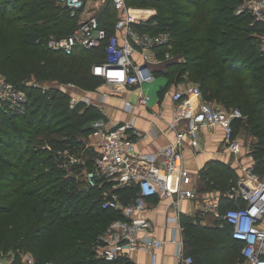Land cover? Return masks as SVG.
Here are the masks:
<instances>
[{"label": "trees", "instance_id": "trees-1", "mask_svg": "<svg viewBox=\"0 0 264 264\" xmlns=\"http://www.w3.org/2000/svg\"><path fill=\"white\" fill-rule=\"evenodd\" d=\"M247 0H126L135 8L154 9L149 22H137L141 33L170 32L173 58L153 66L171 88L197 86L202 100L218 109H240L243 118L234 121L236 135L251 137L248 156L253 170L264 172V23L249 13L237 16ZM79 15V13L77 14ZM56 4V0H0V27L9 32L0 41V74L20 87L35 78L73 83L83 90L98 91L101 78L92 66L107 60L104 48H78L71 54L49 50V36L64 37L78 26L79 16ZM120 15L108 3L98 15L108 35L115 34ZM25 50V51H24ZM169 51L159 50V55ZM23 60H19L20 58ZM8 74V75H6ZM30 105L25 115L9 116L0 111V244L21 264L31 253L37 264H132L123 258L109 262L96 250L99 235L121 218L114 210H103L100 190H86L83 183L56 161L58 151L76 153L84 140L105 121L95 106L69 105L70 97L55 90L51 99L40 90L29 89ZM49 146L51 150L45 148ZM240 173L214 163L203 173L210 189L224 195L237 185ZM128 203L135 189L118 191ZM224 213L233 204L222 197ZM188 244L202 247L195 264H239L240 252L233 248L231 229L205 227L185 220ZM241 248V246H240ZM228 250H233L232 255Z\"/></svg>", "mask_w": 264, "mask_h": 264}, {"label": "built area", "instance_id": "built-area-1", "mask_svg": "<svg viewBox=\"0 0 264 264\" xmlns=\"http://www.w3.org/2000/svg\"><path fill=\"white\" fill-rule=\"evenodd\" d=\"M56 3L72 16L78 13H88V16L69 35L49 36L46 47L66 54L78 48L87 51L104 48L107 60L94 64L91 69L92 75L101 78L103 84L98 91H88L73 83L41 85L29 79L20 87L0 77V111L9 116L25 115L30 105L29 89L40 90L49 99L55 90L70 97L71 109L83 104L95 106L102 113L109 98L121 97L118 91L138 90L136 101L125 100L123 110L132 112L149 107L151 96L144 87L157 78L153 66L173 58L170 32H139L134 25L145 23L148 15L145 13L149 11L136 9L140 13L135 16L132 13L134 8L128 6L126 0H56ZM108 3L120 15L113 35H108L98 20V15ZM235 13L237 16L249 13L254 21L264 23V0H247ZM163 47L169 51L160 56L159 50ZM196 98H202L197 86L186 92L177 90L171 95L174 104L172 128L176 132V141L154 153L137 151L133 137L140 136V133L132 122H114L107 129L96 128L84 140L81 151L56 153V161L65 170L66 177L80 181L88 191L100 190L101 208L121 215L98 237L96 250L100 258L115 262L136 252L155 256L163 248L164 241L154 234L151 220L142 213L147 212L148 203L153 198H171L175 207L182 199L195 198V191L190 188L193 180L185 166L183 147L187 140L191 150L198 153L202 147V128H221L226 152L235 156L241 154V143L234 128V121L243 118L241 110L218 109L213 103ZM45 148L51 150L49 146ZM248 174L231 194L243 204L227 209L223 218L230 226L232 238L241 245L240 264H264V172L256 174L250 171ZM126 188L136 191L128 203L118 192ZM183 258L182 255L180 259L188 264L194 262L191 257ZM14 261L15 256L7 254L0 244V264H12ZM21 264L37 263L31 253H24Z\"/></svg>", "mask_w": 264, "mask_h": 264}, {"label": "crops", "instance_id": "crops-1", "mask_svg": "<svg viewBox=\"0 0 264 264\" xmlns=\"http://www.w3.org/2000/svg\"><path fill=\"white\" fill-rule=\"evenodd\" d=\"M146 10L150 12L146 16V22H149L157 15V11L154 9ZM87 16L88 13H79V18L81 19ZM167 84L168 82L165 78L157 77L154 83L146 85L144 91L151 96L149 107L140 108L132 112L123 110L124 101H136L139 91H118L117 93L121 97H111L106 101L103 109V114L106 117L105 121L98 122L95 126L107 129L114 122H132L136 131L140 133V136L133 137L136 142V149L139 152L154 153L162 147L174 143L176 141V132L172 128L174 104L171 95L177 90L190 91L192 86L186 90L181 87H173L163 93L162 90ZM197 100L201 101L202 98ZM182 126H184V123ZM245 137L246 133L238 135L242 148L241 154L238 156L226 152L224 134L221 128H202V147L196 154L191 150L189 142L187 140L184 142L185 166L192 175L193 181L190 188L195 191V198L182 199L177 207L172 204L173 200L171 198H153L150 200L147 212L142 214H146L151 220L153 232L159 239L164 241V246L155 253V256L147 252H136L126 259L132 264H188L180 259L183 255L184 258L191 257L194 261V257L200 254L202 247L187 243L185 220L200 223L205 227L228 228V231L230 230V226L223 218L226 211L222 212L224 207L222 197L224 196L229 202L231 201L233 206L243 204L241 200L232 197L233 189L238 187L242 179L249 176L248 173L250 171L254 172L253 159L247 153L244 154V150H246ZM247 142L250 143V139ZM214 163L219 165V167H233L239 171L240 175L242 173L237 185L232 186L224 195L218 189H210L203 179V173L208 171L209 167ZM138 215L141 216V214ZM230 241L232 247L240 252L241 245L232 240ZM232 251L228 250V253L232 255ZM239 257L242 260L241 254ZM192 264L195 263L193 262Z\"/></svg>", "mask_w": 264, "mask_h": 264}, {"label": "rangeland", "instance_id": "rangeland-1", "mask_svg": "<svg viewBox=\"0 0 264 264\" xmlns=\"http://www.w3.org/2000/svg\"><path fill=\"white\" fill-rule=\"evenodd\" d=\"M56 4H57V3H56ZM57 5H59V4H57ZM106 5H107V4H106ZM59 6L62 7L61 5H59ZM133 8H134V9L132 10L133 15L138 16V14H139L140 12H137V11H135V10H136V9H139V8H135V7H133ZM145 14H150V12H146ZM77 16H79V15H77ZM80 21H82L81 18H79V22H80ZM9 36H10L9 32L6 31V30L1 29V27H0V41L3 43L5 39L8 40ZM24 51H25V50H24ZM19 60H23V58L21 57ZM6 75H8V74H6ZM0 77H5V78L7 79V77L5 76L4 73H3V74H0ZM7 80H8V79H7ZM30 80H36L37 83L41 84V83L38 82V80L35 79V78H32V79H30ZM48 84H51V83L48 82ZM245 138H246V137H245ZM248 139H249V138L247 137V140H248ZM250 141H251V137H250ZM245 146H246V147H245L246 150H244V154H246V153H248V151H250L249 148L251 147V143H249V142L246 141ZM244 163H245V162H244ZM241 176H242V173H241ZM208 219H210V218H208Z\"/></svg>", "mask_w": 264, "mask_h": 264}]
</instances>
